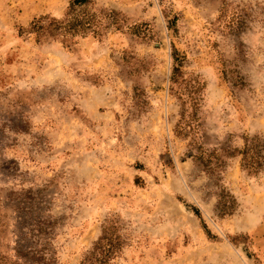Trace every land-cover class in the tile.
Masks as SVG:
<instances>
[{
  "label": "rangeland",
  "instance_id": "rangeland-1",
  "mask_svg": "<svg viewBox=\"0 0 264 264\" xmlns=\"http://www.w3.org/2000/svg\"><path fill=\"white\" fill-rule=\"evenodd\" d=\"M70 6L0 0V264H264V0Z\"/></svg>",
  "mask_w": 264,
  "mask_h": 264
},
{
  "label": "trees",
  "instance_id": "trees-1",
  "mask_svg": "<svg viewBox=\"0 0 264 264\" xmlns=\"http://www.w3.org/2000/svg\"><path fill=\"white\" fill-rule=\"evenodd\" d=\"M93 0H71V6L64 18L58 19L50 15L41 16L40 18L35 19L31 23V32L35 33L37 38L48 39V38H73L78 35H88L89 33L100 34L105 25L97 12L89 13L84 12L83 15H80L77 10L79 8H86L92 4ZM178 75H175L172 80L173 83L178 84ZM176 93L181 97L184 95L185 89L178 90L175 89V85L172 87ZM186 112H183L181 115V124H177V132L182 133L184 126L191 125L187 121L184 115ZM183 123V124H182ZM181 128V130H180ZM245 159L247 160L246 165L248 167H254L255 162L252 156H250V148L247 147V150L244 152ZM230 209H225L224 213H228Z\"/></svg>",
  "mask_w": 264,
  "mask_h": 264
}]
</instances>
